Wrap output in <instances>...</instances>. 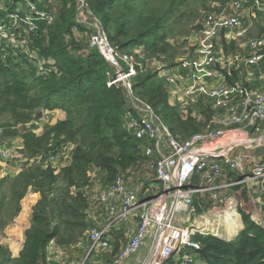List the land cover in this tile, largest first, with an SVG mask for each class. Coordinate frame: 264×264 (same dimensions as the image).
<instances>
[{
  "label": "built area",
  "instance_id": "obj_1",
  "mask_svg": "<svg viewBox=\"0 0 264 264\" xmlns=\"http://www.w3.org/2000/svg\"><path fill=\"white\" fill-rule=\"evenodd\" d=\"M74 2L76 22L83 29L73 28V36L77 41L85 40L88 47L96 50L110 65L113 71L108 75L107 86L120 85L126 90L131 111L123 119V128L141 143L144 164L137 169L146 170L143 181L136 182V186L132 185L135 168L120 174L110 184L91 190L96 176L89 175L90 184L84 189L89 204L87 219L94 223L84 235L89 253H107L111 248L112 232L137 220V228L128 242L104 264H123L145 241H148L147 251L139 264H165L177 251L181 254L180 264H193L200 248L192 241L194 235L221 237L213 232V225L205 217L199 216L187 227L182 226L183 221L177 219V215L182 212L195 214L194 201L204 202L207 198L211 211L222 215L227 224L228 214L239 218L238 198L243 189L264 197V160H260L264 155L258 153L264 149V130L261 129L264 89L253 91L240 79L243 69L264 65V33L247 40L244 55L226 54L216 42L223 32L241 31L245 15L255 18L257 12H264V0H257L251 7L245 6L247 0H233L219 11H206L195 36L193 54L175 61L172 67L156 59H146L140 48L129 53L120 52L110 43L86 0ZM37 3H44V9H39ZM56 6L57 0H0L2 55L11 52L14 56L29 57L30 63L39 70L46 64L53 65L52 61L36 59L31 45L41 36L38 24L52 23ZM215 8L218 6H212ZM42 34H46L45 30ZM141 65L164 80L168 87V103L179 107L182 118L191 116L203 120L193 110L198 104L213 112L211 121L201 132L180 141L153 107L133 94L132 80L137 66ZM173 67L175 74L171 71ZM224 72L229 77L237 74L239 80L227 84ZM40 113V117L37 114L14 129H18L21 136L26 131L37 135L42 126L49 125L52 120L50 112L41 110ZM22 147V140L21 148L14 143L0 142V167L19 161L16 152ZM66 151L64 147L55 149L43 164L57 170L58 159ZM34 161L40 162L41 157L30 163ZM148 174L154 176L158 188L147 185ZM195 176L200 179L198 187H192ZM253 221L264 229L262 219Z\"/></svg>",
  "mask_w": 264,
  "mask_h": 264
},
{
  "label": "trees",
  "instance_id": "obj_2",
  "mask_svg": "<svg viewBox=\"0 0 264 264\" xmlns=\"http://www.w3.org/2000/svg\"><path fill=\"white\" fill-rule=\"evenodd\" d=\"M189 0H86L90 11L101 22L110 41L120 52L141 49L146 59L162 60L175 66L177 47L170 41L171 26L178 22L176 14ZM204 11L217 5L218 10L233 0H198ZM257 0H247L251 7ZM44 9V3H37ZM257 12V16H258ZM3 13L0 11V16ZM197 14H195L196 16ZM264 20V16H260ZM40 37L31 45L36 59L53 65L41 70L31 58L0 52V115H8L10 123L1 125V138L17 134L12 128L26 124L41 110L62 111L65 118L46 125L40 136L31 131L22 134V151L27 159L14 177L0 179V233L21 211V202L28 191L39 195L32 208L31 224L24 233V244L17 258L0 246V264H42L50 243L71 247L84 243L85 233L94 225L87 219L89 204L84 189L90 184L91 173L103 186L110 184L129 169L144 164L141 143L123 128V119L130 113L127 92L120 86H107L112 68L85 40L77 41L73 28L76 22L74 0H57L53 21L38 24ZM263 35V25L260 28ZM45 30L46 34H42ZM226 54L234 52L231 44L223 45ZM227 84L239 80L237 74ZM133 94L150 104L170 132L180 141L201 132L211 121L210 111L196 105L195 112L203 120L177 115L165 121L163 113L175 107L168 103V87L157 73L143 65L137 66L132 80ZM172 118L173 115L171 114ZM72 147L68 165L56 171L43 162L57 148ZM38 156L40 162H32ZM243 230L230 241L211 234H196L192 241L199 244L196 261L201 264H264V229L251 217L240 212ZM115 244L111 256L117 251ZM195 264H198L196 263ZM165 264H174L173 260Z\"/></svg>",
  "mask_w": 264,
  "mask_h": 264
},
{
  "label": "crops",
  "instance_id": "obj_3",
  "mask_svg": "<svg viewBox=\"0 0 264 264\" xmlns=\"http://www.w3.org/2000/svg\"><path fill=\"white\" fill-rule=\"evenodd\" d=\"M260 13L262 16H264V12H260ZM260 13H258V16H256L255 18L245 15L242 24V30L236 33L232 32L230 34H226L223 32L219 34L218 37L216 38L217 44L222 48L223 45L226 46L228 44L233 45L234 52H230V54L237 53L240 55H244L245 53H247L245 47V44L247 42L246 39L259 37L261 35L260 34L261 29H259L255 33V35L254 33L252 34L251 30L253 28V24L257 21H260V26L262 27L263 25V29H264V22L263 20H261V17H259ZM241 33L242 35H240ZM248 33H251V36H249ZM171 71L173 74H175L176 68L173 67ZM186 76L187 75H184L183 77ZM240 79H242V81H244L251 90L256 92L262 91L264 89V65H261V67L257 66V67L243 69ZM170 105H172V103H170ZM50 115L52 116V120L49 125H52L57 121H62L65 118V114L62 111H58V110L50 112ZM44 127L45 126H43V129ZM43 129H41L38 132L39 134H37V136H40L42 134L40 132L41 131L43 132ZM261 129L264 130V123L261 125ZM71 150L72 147L70 146L67 147L66 152H69V155L66 157V159H64L62 163H59L58 161V166L56 171L68 165L71 157ZM259 151H260L258 152L259 154L264 155V149H261ZM260 160H264V158ZM20 170L21 169H19L16 165L15 166L3 165L0 167V179L4 177H14L20 172ZM243 190L244 191L241 192L238 199H241V196L244 197L245 196L244 193L247 195L249 199V202L248 200H246V203L248 202V204L251 205L253 203L254 205L253 202L254 199V201L258 205L257 204L254 205L256 217L253 216V219L259 217L261 219H264V212L261 213L260 211L256 210L258 208H261V210L263 209L262 207L264 206V197L259 196L258 194L255 195L249 194L250 192L247 189H243ZM38 200H39L38 194L28 191L25 198L21 202V211L18 214V216L14 218V220L9 225H7L0 233V246L5 247L9 251L12 259L17 258L19 252L22 249L25 240L24 233L30 227L31 224L32 208L37 203ZM137 225H138L137 220H134L129 224V226L113 231L110 236V245H113V243H115L118 240V238L121 237H125L127 239L125 240V243H127L130 236L135 232ZM241 228H243V226ZM84 241L85 244L79 243L71 247H59L54 243H50L46 250L45 262L42 264H88L93 259V257L96 256L95 254L98 253H89L88 242L86 239ZM147 247H148V241L144 242L143 245L140 247V249L133 256L129 257L126 261H124L123 264H139L142 258L146 254ZM118 251L119 250L117 249V251L113 254V256L107 255L104 259L105 260L104 263L110 261L118 253ZM196 263L201 264L199 261L198 262L196 261ZM193 264H195V262Z\"/></svg>",
  "mask_w": 264,
  "mask_h": 264
},
{
  "label": "rangeland",
  "instance_id": "obj_4",
  "mask_svg": "<svg viewBox=\"0 0 264 264\" xmlns=\"http://www.w3.org/2000/svg\"><path fill=\"white\" fill-rule=\"evenodd\" d=\"M207 2L208 1H206V4H208V5H205V6L209 7L211 5V8H209V11H210V10H212V6H214V4L212 5V3H207ZM206 11H208V10H206ZM206 11H204V9L202 8V3H200L198 0H189L187 5L182 7L181 10H179V12L176 14V16L181 14L180 19L178 20V22L173 24L170 28V30L172 32L171 33L172 39L170 42L177 47V55L178 56L176 58L177 59L176 63L178 61H180L182 58L189 57L193 54V51H194V48L196 45L195 36L199 32L201 19L203 17V14ZM195 14H197V15L195 16ZM263 22H264V20H263ZM260 27H261L260 21L255 22L253 24V28L251 30L252 34L254 33V35H255V33L260 29ZM248 34H249V36H251V33H248ZM247 40L248 39H246V41ZM158 61L161 64H164L162 62V60H158ZM195 109H196V107H194L193 110L195 111ZM212 113L213 112H211V110L208 112V114H210V115ZM171 114L173 115L172 118L170 117ZM177 115L180 116L179 107H175V109L173 111H171L170 113H163L164 120L167 122H168V120L172 119V122L175 123V121L177 120ZM5 123H10L9 116L6 114L0 115V129H1V125L5 124ZM19 125L20 124L14 126L12 128V130ZM43 126H42V129H43ZM15 131L17 132V134L15 136L9 137V138H1L0 142H2V143H14L15 147L21 148V140H22L21 134L19 133L18 129L17 130L15 129ZM40 133H42V131ZM1 135H2V132L0 133V136ZM16 153L19 154V156H20L19 161H17L16 163H9L6 166H9V165L15 166L16 165L19 169H21L23 164L25 163V161H27V159H26L22 149L18 150ZM68 155H69V152H65V154L63 156H60L58 159L59 163H62L64 161V158L67 157ZM144 175H146L145 169H143V168L136 169V175H134V177L132 179V185L136 186V182H142L143 181L142 177H144ZM148 176H149V181L146 180L147 185H151L154 189L158 188V184L154 180V176L152 174H148ZM93 184L94 185L92 187H90V190L91 189H99L100 186L102 185L100 178L97 177L95 179V181L93 182ZM147 185H146V187H148ZM199 185H200V179L198 176H195L193 181H192V187H198ZM144 190H145V188H144ZM244 195H245L244 197L241 196V199H238L239 206L237 208V213L239 215L238 219H239L240 227L243 226L242 221H241V214H240L241 211H243L246 215L250 216L252 219H253V216L256 217L254 205L257 203L253 199L254 205H253V203H252V205L248 204L249 199L245 193H244ZM246 200H248L247 203H246ZM262 208H263L262 210H261V208H258L256 210L260 211L262 213V212H264V206ZM193 210L195 211V214H191V213L189 214V213L182 212L176 216L177 219H180L181 221H183L182 226L188 227L191 224H193L194 220L198 219L199 216L205 217L213 225L214 230H215V232H214V230H213V232L217 233V235L220 236L222 240H226V241H230L233 238H235L242 229L241 228L231 238L228 237L229 231H228L227 224L223 222V219L221 217L222 215H216L215 213H213L211 211V204L207 198L205 199L204 202L198 201V199H196L194 201ZM259 219H261V218L259 217ZM262 220L264 221V219H262ZM196 224H198V222H196ZM125 240H127L125 237L118 238V240L115 243H113V245H111V248H110L108 253L95 254L96 256H94L93 259L88 264H104L105 257L107 255H111V253L113 252L114 245L117 244L118 250H119L121 244L122 245L125 244ZM84 244H85V242H84ZM192 254H194V253H192ZM180 258H181V254L177 251L170 260H173L175 264H180L181 263Z\"/></svg>",
  "mask_w": 264,
  "mask_h": 264
},
{
  "label": "bare ground",
  "instance_id": "obj_5",
  "mask_svg": "<svg viewBox=\"0 0 264 264\" xmlns=\"http://www.w3.org/2000/svg\"><path fill=\"white\" fill-rule=\"evenodd\" d=\"M228 217L226 218L227 219V224L229 225L228 226V231H229V236L228 237L231 238L232 236H234L241 229V227H240L238 216H235L234 214H228ZM197 222H199V221L197 220ZM214 232H215V230H214Z\"/></svg>",
  "mask_w": 264,
  "mask_h": 264
},
{
  "label": "water",
  "instance_id": "obj_6",
  "mask_svg": "<svg viewBox=\"0 0 264 264\" xmlns=\"http://www.w3.org/2000/svg\"><path fill=\"white\" fill-rule=\"evenodd\" d=\"M37 116L40 117L41 116V113L39 112ZM241 230H243V228Z\"/></svg>",
  "mask_w": 264,
  "mask_h": 264
}]
</instances>
